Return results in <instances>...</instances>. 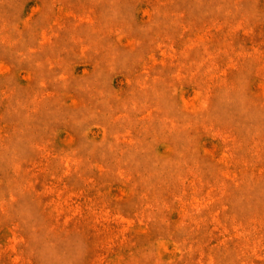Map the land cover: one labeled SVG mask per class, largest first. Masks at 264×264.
Segmentation results:
<instances>
[{
    "label": "rangeland",
    "instance_id": "rangeland-1",
    "mask_svg": "<svg viewBox=\"0 0 264 264\" xmlns=\"http://www.w3.org/2000/svg\"><path fill=\"white\" fill-rule=\"evenodd\" d=\"M0 264H264V0H0Z\"/></svg>",
    "mask_w": 264,
    "mask_h": 264
}]
</instances>
